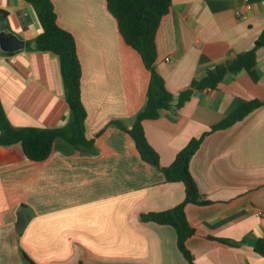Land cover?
Returning <instances> with one entry per match:
<instances>
[{"label":"crops","instance_id":"crops-1","mask_svg":"<svg viewBox=\"0 0 264 264\" xmlns=\"http://www.w3.org/2000/svg\"><path fill=\"white\" fill-rule=\"evenodd\" d=\"M52 1L59 24L77 41L86 132L96 152L58 138L48 158L34 161L21 143L0 145V264H31L24 251L37 264H190L174 226L143 218L183 202L185 183L168 181L142 158L128 131L109 124L122 119L133 127L151 71L123 38L108 0ZM0 8L9 12L7 30L21 39L43 32L31 3L0 0ZM263 32L264 0H173L157 32V68L176 99L144 121L162 166L244 102L264 101ZM253 48L259 81L245 70L230 74L218 88L195 89L176 107L195 78ZM0 96L15 126L59 127L70 118L60 59L52 52L5 53L0 45ZM191 171L211 201L186 206L196 229L187 246L196 263L264 264L255 248L264 238V105L207 135ZM23 209L30 219L20 232Z\"/></svg>","mask_w":264,"mask_h":264},{"label":"trees","instance_id":"trees-1","mask_svg":"<svg viewBox=\"0 0 264 264\" xmlns=\"http://www.w3.org/2000/svg\"><path fill=\"white\" fill-rule=\"evenodd\" d=\"M31 3L43 25V32L33 40L26 41L27 50L45 51L56 54L60 59L65 95L70 105V118L64 126L35 127L15 126L9 119L0 96V145L11 146L21 143L25 155L34 161L49 157L56 139L63 138L80 150L96 152V143L87 136V108L82 100V64L78 54L74 34L63 28L58 22L57 11L52 0H25ZM173 0H108V9L118 21L119 30L125 41L143 57L146 67L151 71V80L145 105L136 113L132 128H128L122 119H112L109 124L117 125L128 131L136 141L142 158L161 169L168 181H183L186 186V197L176 207L163 211H151L143 214L145 220L175 227L178 235V246L190 264H197L192 251L187 246L189 237L196 229L191 225L186 206L188 203L209 204L204 199L197 181L191 171V160L197 153L205 137L219 129H225L244 119L249 113L264 105V101L253 99L244 102L222 121L211 126L208 132L193 138L177 154L174 162L162 166L160 156L147 138L144 121L156 119L161 110L174 106L176 96L166 86L163 75L157 68L158 48L157 32L163 17L169 13ZM8 16L6 9L0 8V14ZM264 44V32L261 36ZM5 53H9L4 51ZM258 56L256 48L239 53L235 58L226 60L209 69L202 77L195 78L191 86L183 90L176 104L181 108L191 98L195 89H216L230 74L247 71L254 81H259L257 69ZM233 245L241 241L217 238ZM257 252L264 255V238L256 244ZM25 258L31 264H37L25 251ZM80 264H84L81 262Z\"/></svg>","mask_w":264,"mask_h":264},{"label":"water","instance_id":"water-1","mask_svg":"<svg viewBox=\"0 0 264 264\" xmlns=\"http://www.w3.org/2000/svg\"><path fill=\"white\" fill-rule=\"evenodd\" d=\"M0 27L2 28L0 32V45L4 51L13 52L26 47V40L7 30V16L4 13L0 14ZM29 219L30 214L25 209L19 212L18 230L20 232L24 231Z\"/></svg>","mask_w":264,"mask_h":264},{"label":"built area","instance_id":"built-area-1","mask_svg":"<svg viewBox=\"0 0 264 264\" xmlns=\"http://www.w3.org/2000/svg\"><path fill=\"white\" fill-rule=\"evenodd\" d=\"M169 59V58H168Z\"/></svg>","mask_w":264,"mask_h":264}]
</instances>
